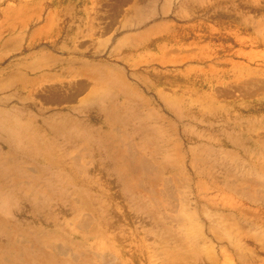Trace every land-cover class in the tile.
Here are the masks:
<instances>
[{"label": "rangeland", "instance_id": "obj_1", "mask_svg": "<svg viewBox=\"0 0 264 264\" xmlns=\"http://www.w3.org/2000/svg\"><path fill=\"white\" fill-rule=\"evenodd\" d=\"M0 264H264V0H0Z\"/></svg>", "mask_w": 264, "mask_h": 264}]
</instances>
